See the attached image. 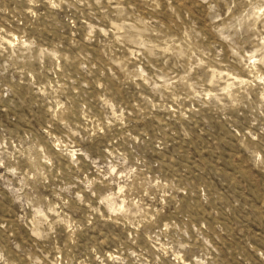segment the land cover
<instances>
[{
	"label": "rangeland",
	"instance_id": "374dc122",
	"mask_svg": "<svg viewBox=\"0 0 264 264\" xmlns=\"http://www.w3.org/2000/svg\"><path fill=\"white\" fill-rule=\"evenodd\" d=\"M0 264H264V0H0Z\"/></svg>",
	"mask_w": 264,
	"mask_h": 264
}]
</instances>
